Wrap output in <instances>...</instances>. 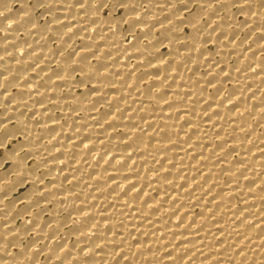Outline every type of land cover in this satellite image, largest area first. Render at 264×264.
<instances>
[{"label":"bare ground","instance_id":"bare-ground-1","mask_svg":"<svg viewBox=\"0 0 264 264\" xmlns=\"http://www.w3.org/2000/svg\"><path fill=\"white\" fill-rule=\"evenodd\" d=\"M0 264H264V0H0Z\"/></svg>","mask_w":264,"mask_h":264}]
</instances>
